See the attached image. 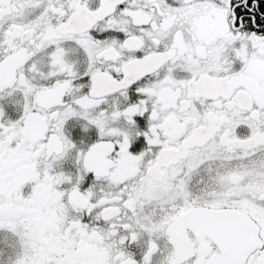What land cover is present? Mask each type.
Returning <instances> with one entry per match:
<instances>
[{
    "label": "snow or ice",
    "instance_id": "6c2138e0",
    "mask_svg": "<svg viewBox=\"0 0 264 264\" xmlns=\"http://www.w3.org/2000/svg\"><path fill=\"white\" fill-rule=\"evenodd\" d=\"M0 264H264V0H0Z\"/></svg>",
    "mask_w": 264,
    "mask_h": 264
}]
</instances>
